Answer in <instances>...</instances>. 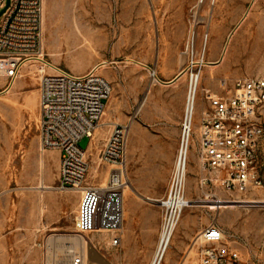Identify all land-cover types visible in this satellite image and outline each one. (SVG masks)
Returning a JSON list of instances; mask_svg holds the SVG:
<instances>
[{
  "label": "rangeland",
  "instance_id": "1",
  "mask_svg": "<svg viewBox=\"0 0 264 264\" xmlns=\"http://www.w3.org/2000/svg\"><path fill=\"white\" fill-rule=\"evenodd\" d=\"M242 1L45 0L47 61L76 74L104 62L97 73L108 80L112 93L103 123H124L130 117L134 122L124 192L126 222L133 208L140 206L158 210L161 222L159 208L147 198L163 194L139 193L135 183L137 178L145 181L138 173L145 145L140 131L136 134L138 127L144 121L160 120L159 107L179 106L181 97L183 111L185 108V74L177 88L152 85L150 69L168 82L185 68L189 37H194L198 53L206 47L196 116L209 108L207 94L225 95L233 90L237 78L264 76V0H254L251 7L250 0ZM11 3L5 0L0 8V22ZM226 52L228 61L221 62ZM208 62L217 63L209 66ZM39 80L38 64L24 66L7 92H2L6 80L0 79V264H43L46 254L67 263L69 259H64L68 256L52 240L65 235L86 237L84 264H143L141 260H125L122 244L108 246L111 237L106 232L76 233L75 216L85 194L60 191L56 150L43 155L39 152ZM107 132L102 126L95 133L86 179L89 186L103 187L107 179L110 167L99 166L97 159ZM79 147L87 148L88 138L81 139ZM202 174L195 137L186 180V196L194 204L183 211L163 264H198L193 242L210 223L225 231L227 242L238 250L243 264H264V189L251 197L256 199L251 203L258 204L241 206L223 200L227 197L222 191L219 199L207 196L214 189L202 186ZM218 200L221 204H216Z\"/></svg>",
  "mask_w": 264,
  "mask_h": 264
},
{
  "label": "built area",
  "instance_id": "2",
  "mask_svg": "<svg viewBox=\"0 0 264 264\" xmlns=\"http://www.w3.org/2000/svg\"><path fill=\"white\" fill-rule=\"evenodd\" d=\"M5 0H0V8ZM44 0H12L0 22V79L6 80L2 92L11 89L24 66L38 64L39 139L45 150L61 152L58 189L80 191V211L74 221L76 233L93 231L110 235L111 245L118 246L124 231V192L128 187L127 148L129 123H103L106 103L112 88L95 65L84 74L51 64L46 59L44 37ZM204 46L195 49L194 37L186 41L187 93L181 124V136L167 194L153 200L161 214L158 245L151 264H160L189 200L186 180L192 145L197 139L201 161L202 186L212 187L207 194L219 199L222 191L237 205L251 207L258 191L264 189V76L237 78L233 90L209 98L210 109L195 124L194 100L201 73L206 66ZM151 83H162L155 70L149 71ZM182 74V73H181ZM108 128L98 151V165L110 167L103 187L89 186L90 156L96 131ZM84 137L85 149L79 147ZM249 197V198H248ZM258 201V200H257ZM247 202V203H245ZM198 264H243L238 250L226 240L225 231L216 223L205 226L196 236ZM43 264H62L57 256L47 255ZM65 264H84L83 256L74 254Z\"/></svg>",
  "mask_w": 264,
  "mask_h": 264
},
{
  "label": "crops",
  "instance_id": "3",
  "mask_svg": "<svg viewBox=\"0 0 264 264\" xmlns=\"http://www.w3.org/2000/svg\"><path fill=\"white\" fill-rule=\"evenodd\" d=\"M244 1L247 0H243L242 2ZM251 5H252V0H250V7ZM84 73L86 72H81L78 74L81 75ZM182 78H183L182 74L179 72L168 82H163L159 77L158 79L162 83L152 84L151 78L149 80L152 85H166L167 87L175 85L174 88H177L178 87L177 82H179ZM175 93H177V91H175ZM213 96H219V94H212V93L207 94L206 96L207 101H209V98ZM210 108L211 107L209 106V108L206 110H209ZM183 114H184L183 98L181 97L179 106L170 108L168 105H162L159 107L158 117L160 118V120L146 121V122L144 121L137 129V133H136L137 136H139L138 131H140L141 141L145 142V145H143L141 148L142 157L144 159L142 161V167L140 168V170H138V173L142 174L145 181L140 182L138 178L135 179L136 187L138 186L139 193L158 194V195L163 194L160 197H148L147 199L151 202L153 200L164 197L168 192V187H169L168 178L170 171L173 167L176 153L179 147ZM201 118H202V114L201 116L199 115L196 116V112H195L194 120L196 125L200 124ZM124 123L130 124V131L128 137V147H129V139L132 128L134 126V122L133 120H131L130 117ZM88 145H89V139H88ZM46 151L48 150L43 151L41 149L39 142V152L43 155ZM54 155L58 157L60 162L61 152L56 150ZM126 171L128 178V148H127ZM153 204L155 205V203ZM157 208L159 207L157 206ZM77 216L78 214L75 216V218ZM159 230H160V222H159L158 210H155L153 208L141 207V206L138 208H133L130 219L126 222V218H125L124 234L122 235L120 239V243L118 245V246H120L121 244L123 245L122 253L125 260L129 262L135 260H141L143 264H147L150 262L152 263L158 245ZM108 246L116 247L111 245V239L109 240ZM99 254L104 259L106 258L104 254L102 253ZM163 260H162V264H163ZM197 261H198V257H197Z\"/></svg>",
  "mask_w": 264,
  "mask_h": 264
},
{
  "label": "bare ground",
  "instance_id": "4",
  "mask_svg": "<svg viewBox=\"0 0 264 264\" xmlns=\"http://www.w3.org/2000/svg\"><path fill=\"white\" fill-rule=\"evenodd\" d=\"M254 0H252V2H253ZM225 60H227V52H226V54H225V56H223V58H222V60H221V62H223V61H225ZM228 61V60H227ZM103 64H102V66H105L104 65V62H102ZM216 63L217 62H208L207 63V65H209V66H214V65H216ZM33 65V64H32ZM26 67H30V65H27ZM39 68V67H38ZM24 71V70H23ZM25 72V71H24ZM180 73H182V77L184 76V73L181 71ZM208 74V73H207ZM209 78L210 79H212V73L210 72L209 73ZM180 80V79H179ZM177 82V81H176ZM112 88V87H111ZM196 100H197V95H196V97H195V100H194V107H193V112H195V110H196ZM30 102V101H29ZM43 188V187H42ZM47 188V187H46ZM49 189V188H48ZM51 189V188H50ZM221 204V201L220 200H218V202L216 203V204ZM194 203L193 202H189V204H188V206H187V208H190L191 209V207H192V205H193ZM186 208V209H187ZM185 209V210H186ZM184 210V211H185ZM183 214V213H182ZM52 240H54V242L53 243H58V244H60V250L62 251V254L63 255H66V256H68L67 258H65L64 260H68V259H70L69 258V256L71 257V256H73L75 253L77 254V252H78V254H80V255H82L83 256V259H84V261L86 260V258H87V248H86V244H87V239H86V237H84V236H80V235H75V236H58V237H53L52 238ZM170 246H171V244H170ZM169 246V247H170ZM168 251V250H167ZM167 251L165 252V255L167 254ZM57 254V253H56ZM164 255V256H165ZM56 256V255H55ZM67 262V261H66ZM64 263V262H63ZM65 264V263H64ZM160 264H162V262L160 263Z\"/></svg>",
  "mask_w": 264,
  "mask_h": 264
}]
</instances>
